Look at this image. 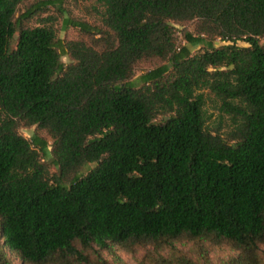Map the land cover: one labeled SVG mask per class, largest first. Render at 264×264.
Segmentation results:
<instances>
[{"label": "trees", "instance_id": "obj_1", "mask_svg": "<svg viewBox=\"0 0 264 264\" xmlns=\"http://www.w3.org/2000/svg\"><path fill=\"white\" fill-rule=\"evenodd\" d=\"M27 1L0 0V264H264V0H95L69 40Z\"/></svg>", "mask_w": 264, "mask_h": 264}, {"label": "rangeland", "instance_id": "obj_2", "mask_svg": "<svg viewBox=\"0 0 264 264\" xmlns=\"http://www.w3.org/2000/svg\"><path fill=\"white\" fill-rule=\"evenodd\" d=\"M40 1L44 0H29L25 2L21 8L20 11L24 12L30 5L34 3H38ZM55 4H51L42 12L43 17H49L50 23H53L55 27L58 29L59 37L61 39H77L81 36L80 30L70 24L69 26H66V21H86L94 25H100L101 24V15L98 12L97 5L95 3V0H51ZM37 21L34 19L31 22V25H36ZM178 28V34L180 36V39L183 44H186V41L184 39L185 32L187 30L194 31L192 26H181L177 25ZM216 46H221L226 44L225 42L221 41L220 39L216 40ZM262 43H264V39H262ZM239 44L241 46H247V43L240 41ZM193 53L198 51L200 49V46L198 47H192ZM64 61L66 63H69L70 58L69 56H65ZM150 67L148 66H141L139 69H137L134 80L136 81L140 75H142L143 72L149 70ZM213 105L211 103L210 111L215 112L213 109ZM216 119V116H214L213 120ZM162 121V118L158 119V122ZM22 134L31 139L32 136L39 132L40 135L43 137H48L47 134L43 131H38L37 128L31 127V128H23L21 130ZM51 149V148H50ZM52 157H47L46 160L51 162ZM54 171H57V168L53 165L52 166ZM196 247L194 244H177V250L178 251H184L185 253L193 254V257L198 258L194 254ZM210 250V257L213 264H221L225 260H228L231 256H236L237 252L228 248V247H209ZM149 255H152L153 253L150 252V250L146 249H139L136 254L132 255L127 253L126 251L120 249L119 247H113L110 250H103V254L105 258H107L112 264H140L144 261L146 264H152L150 263V259L148 257ZM9 255L12 257L15 264H25L23 263L19 257L13 253L9 252ZM123 261V262H120Z\"/></svg>", "mask_w": 264, "mask_h": 264}]
</instances>
